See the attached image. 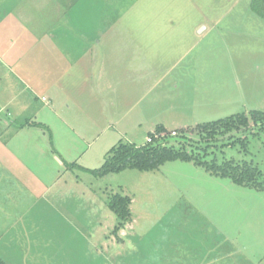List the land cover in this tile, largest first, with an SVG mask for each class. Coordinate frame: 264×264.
Wrapping results in <instances>:
<instances>
[{
	"label": "rangeland",
	"instance_id": "obj_1",
	"mask_svg": "<svg viewBox=\"0 0 264 264\" xmlns=\"http://www.w3.org/2000/svg\"><path fill=\"white\" fill-rule=\"evenodd\" d=\"M42 1L46 6L32 7L41 12L35 17L36 23L31 21V27L50 24L48 15L55 7L49 5V0ZM91 1L95 5L93 10L86 0H81L75 7H68L65 15L78 28L98 35V41H108L102 35L109 31V64L115 66V71L109 70V74H118L120 84L116 87L109 84V95H105L109 100L107 112L105 106L101 107L105 105L102 100L95 101L97 110L92 109L96 115H90L93 118L90 122L86 114L82 113V117L75 114L76 107L72 105L59 114L69 120L71 128H66L62 118L54 117L50 111L46 112L48 117L43 112L39 115L49 122V131L30 127L17 134L13 132L15 138L10 140V146H32L33 149L27 150L32 151L31 158L41 156L45 164L40 172L42 181L31 183L33 190L46 191L41 195L44 198L29 210L31 203L16 206L6 199L0 200V248L4 249L3 242L10 240L9 236H15L9 231L13 230L14 222L24 218V230L30 232L26 240L32 264H264V190L235 184L181 160L169 161L150 171L128 168L99 174L107 152L119 140L138 145L147 143V136L157 139L156 134L161 131L156 127L149 130L159 117L168 120L165 124L169 128L174 126L171 122H182V126L191 123L177 128L176 135H172L173 130H166V135L176 137L184 129L196 142L199 136L192 131L199 119L213 121L251 109L264 110V20L251 10L250 0H149L140 2L141 6L126 7L128 12L110 5L113 0H106L107 8L103 0ZM5 8L8 6L1 2L0 15ZM102 8L107 16H101ZM78 11L89 14L80 15ZM148 13L162 15L156 23L162 37L144 39L146 46L163 51V66L179 62L181 53L186 55L182 67L178 66L166 77L163 75L156 99L150 98L141 110L132 107L136 91L142 87L147 93L159 84L154 85L150 75L141 84L142 77L130 59L132 55L114 47H135L126 33L134 34L139 24L148 25L137 22L139 16ZM9 22L11 19L0 25V55L7 41L14 39ZM170 49L173 54L167 52ZM183 68L194 69L196 76L176 75ZM207 80L214 85L208 87L204 83ZM172 83H179L180 89L176 90ZM202 83L206 85L203 92L193 90L196 86L203 88ZM44 88L37 87L33 111L49 104ZM130 91L128 106L121 93L126 97ZM66 96L64 92L56 105L68 103ZM20 103L23 101L18 100L16 105ZM58 111L61 112L60 108ZM30 113L16 117L5 111L4 115L11 121L25 123ZM82 132H86L80 135L84 142L78 136ZM3 135L9 138L8 134ZM230 135L224 141L219 138L218 145L234 141ZM248 136V152L239 144L226 146L223 151L221 147L214 149L218 159H248L264 168V140L253 134ZM37 144L43 145L42 151ZM57 151L67 160L65 164ZM24 152L18 149L14 153L25 159ZM212 156L213 151L208 158ZM116 194L130 196L132 220H119L111 207ZM15 241L11 254L14 259L20 254L16 246L22 239L17 236L12 239ZM182 243L184 249L188 246L192 250L188 263L175 261L176 257L181 260L182 246L172 254L173 244ZM160 248L164 253H160Z\"/></svg>",
	"mask_w": 264,
	"mask_h": 264
},
{
	"label": "crops",
	"instance_id": "obj_2",
	"mask_svg": "<svg viewBox=\"0 0 264 264\" xmlns=\"http://www.w3.org/2000/svg\"><path fill=\"white\" fill-rule=\"evenodd\" d=\"M80 1L81 0H49V5L55 7L53 13L48 15L50 24L43 27H40L39 24H35L31 27V21L36 23L37 20L35 17L41 12V10L37 12L35 9H32V7H34V5L36 7L45 5L42 0H0V5L1 2H3L8 6L7 10L5 8V12L0 15V25H2V23H7L11 19V22H9L10 31L13 32L12 37H14L13 40L10 38V43V39L7 41L6 47H3V53L0 55V200L6 199L9 203L16 206L22 203H28V205L31 203L30 206H28V210L37 200L44 198L43 196L41 197V195L46 190H33L31 182L42 181L40 172L44 171L45 164H43L41 156L36 160L31 158L32 151L27 150L33 149L32 146L24 144L10 146V140L15 138L13 132L16 131L17 134L25 128L30 129V127L38 128L43 132L49 131V122L46 118H40V113L43 112V115L48 117L46 116V112L51 111L54 113V117L62 118L59 114L62 115L65 113V108L67 107L66 109H70L72 105L76 107L75 114H78L79 117H82V113L86 114L88 117L87 120L90 122L91 119H93L89 118L92 117L90 115H96L93 114L95 113V109L97 110L95 101L102 100L105 105L101 107L105 106L104 110L107 112L109 100L106 99L105 95H109V84L113 87L120 84L118 74L112 72L109 74V70L115 71L114 63L109 64V31H106L104 35H102V37L105 36L104 38H108V41H98V35L91 33L89 30L78 28V24H75L72 19L68 20L65 15L68 7H75ZM86 1L88 6H95L91 0ZM103 1L105 4L103 6L107 8L106 0ZM144 1L146 2L149 0H113V2L109 4L115 6L118 10L128 12L126 7L140 5L139 3ZM23 7L29 10L26 9L25 11L21 9ZM93 9L92 7L91 10ZM107 12L109 13L108 9ZM6 13L7 16H4ZM78 13L80 14L79 11ZM100 13L101 16H107L103 8L100 10ZM84 14L88 15L89 11H86ZM84 14L82 13L80 15ZM147 16H139L137 22H147L148 25L139 24L137 26L138 30H136L134 34H131V31L126 33V38L130 37L129 43L131 45L136 44L135 47L133 46L128 49L114 47L115 50H119L126 55H132L130 59L132 60V64L137 67L138 76L142 77L141 84L146 75L151 76L154 85L159 84V86L153 90H149L147 93L143 92L142 87L136 91V102L132 107H138L141 110H143L144 104L150 98L156 99V94H158V90L162 86L163 75L166 77L168 74L170 75L172 71L176 70L178 66L182 67V59L186 55L185 53L180 54V58H178L180 63L170 62L168 65L163 66L161 58L163 51L151 45L149 46L152 49L149 48L148 45L146 46L144 39L145 37H162L160 34V26L156 24L160 21L162 15H151L148 13ZM104 20L105 19H103V21ZM205 27L207 28V26ZM167 52L171 54L172 50L170 49ZM192 52L193 50H191V52L188 51L187 54ZM134 55H136V57ZM145 61H147L146 65ZM121 64L127 68V65ZM142 64L143 67H141ZM194 68H196L195 65ZM177 74H179V76L188 75L195 77L197 72L192 68H183V72H177L176 75ZM204 83H207L208 87L214 85V82L211 80H207V82ZM204 83H202L203 88L200 87V89H198L196 86L193 90L203 92L204 86L206 87ZM40 86L45 87L43 91L48 95L47 101L49 104L46 106L44 105V107H35L37 110L33 111L34 109H31L34 108V105L32 107V103H34L39 93L37 87ZM173 87L178 90L180 89V84L175 83ZM218 87H220V85H218L217 88ZM55 91L57 95H55ZM25 92L26 95L24 94ZM64 92L68 94V96L65 97L68 103L63 102V105L57 106L56 104L61 101V95H63ZM121 97L129 106L131 91L126 97L121 93ZM18 100L23 101V103L16 105ZM42 100L46 101L45 96H43ZM92 107L95 109H92ZM58 108H60L62 113L58 111ZM5 111L12 113V115L16 117L27 114L28 112L31 113L26 122L21 123L6 118L4 115ZM174 119H177V117H174ZM61 121L66 128H71L69 126V120L65 117L62 118ZM167 121V119H162V117L157 118L152 124L153 128L149 131L151 132V130L155 127L157 128L158 125L162 126L161 124H163V127L167 130H176L177 128L180 129L191 125V123H188L182 126V122L177 121L171 122L174 126L169 128L165 124ZM198 121L205 122L200 119ZM13 126L14 128L11 129ZM149 131L147 135L150 133ZM3 133L8 134L9 138L6 139ZM84 134H86V132H82L81 134L78 133L79 139L83 140L82 142L85 141V139L81 137ZM144 143L145 142L142 144ZM37 146L38 149L42 151L43 145L37 144ZM18 149L25 151L23 153L25 159H19L17 153H14ZM57 152L61 155L65 164L67 160L63 158L61 152ZM37 155H41V153H37ZM47 157H49V154H47ZM58 160L57 158V162H59ZM33 163H36V166L33 165ZM46 175L51 176L50 174ZM34 193H36L35 197H33ZM24 214L27 215V212ZM20 222H23L22 226ZM24 223V218L17 219L14 222L13 230L9 231L14 233L15 236H9L10 240L3 242L4 244L2 246L4 249L0 248V258L7 264H32V262L29 261V247L26 240L30 232L27 229H25L26 231L24 230ZM17 236L19 239H22V241L20 245L16 246L18 248L17 253L20 254L14 259L11 254H14L13 245L16 244V241L13 243L12 239H15V237L17 238ZM183 245V243L180 245L173 244L174 252L172 251V254L174 255L177 247L182 246L181 260H178V257H176L175 261L188 263L187 259L188 256H191L192 250L190 248L188 249V246L184 249ZM10 246L12 249H9ZM161 248L159 249L160 253H164V250L161 251ZM175 256H177V254H175Z\"/></svg>",
	"mask_w": 264,
	"mask_h": 264
},
{
	"label": "trees",
	"instance_id": "obj_3",
	"mask_svg": "<svg viewBox=\"0 0 264 264\" xmlns=\"http://www.w3.org/2000/svg\"><path fill=\"white\" fill-rule=\"evenodd\" d=\"M250 7L257 16L264 20V0H250ZM157 130L162 133L167 129L158 126ZM192 133L199 136L198 141L195 142L191 137H188V134L191 133L184 129H181L180 135L176 137L165 135L141 145L119 140L107 152L105 160L99 168V174L104 175L109 171L119 172L128 168L150 171L159 169L169 161L181 160L202 167L217 177L228 178L235 184L258 191L264 190V168L248 159L224 157L219 160L214 150L222 147L223 151L226 146L239 144L242 149L248 152V134H253L264 140V110L251 109L213 121L198 123ZM228 134H231L229 137L231 140H235L230 141L229 144L218 145L217 142L221 138L224 141V137ZM212 151L213 156L208 158ZM113 200L111 207L119 220H132L130 196L116 194ZM0 264L7 263L0 258Z\"/></svg>",
	"mask_w": 264,
	"mask_h": 264
},
{
	"label": "built area",
	"instance_id": "obj_4",
	"mask_svg": "<svg viewBox=\"0 0 264 264\" xmlns=\"http://www.w3.org/2000/svg\"><path fill=\"white\" fill-rule=\"evenodd\" d=\"M171 133H173L172 135H176L177 134V131L176 130H173ZM167 133L166 132H159L156 134L157 138H161V137H164ZM153 141V137L152 136H148L147 137V142H152Z\"/></svg>",
	"mask_w": 264,
	"mask_h": 264
},
{
	"label": "water",
	"instance_id": "obj_5",
	"mask_svg": "<svg viewBox=\"0 0 264 264\" xmlns=\"http://www.w3.org/2000/svg\"><path fill=\"white\" fill-rule=\"evenodd\" d=\"M200 31H201V29H200Z\"/></svg>",
	"mask_w": 264,
	"mask_h": 264
}]
</instances>
